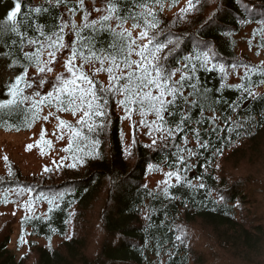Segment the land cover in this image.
<instances>
[{
	"label": "trees",
	"instance_id": "1",
	"mask_svg": "<svg viewBox=\"0 0 264 264\" xmlns=\"http://www.w3.org/2000/svg\"><path fill=\"white\" fill-rule=\"evenodd\" d=\"M20 2V27L30 36L38 35L36 22L46 25L47 31L61 13L69 19L63 4L54 8L47 0ZM69 4L75 6L76 0ZM29 6L50 7L29 17L31 28L23 15ZM13 7L14 0H0V22ZM83 7L90 20L96 19L102 13L93 8L105 7V0H84ZM152 10L158 21V28L150 30L153 48L166 45L156 53L160 63L172 71L179 69L176 79L185 64L189 69L196 64L198 79L193 82L208 90L203 114L199 107L192 108L183 131L176 130L182 106L174 115L164 114L162 132L157 130L159 121L151 128L141 124L143 119L151 125L154 115L141 117L135 107L126 113L116 103L120 97L109 98L106 115L94 118L93 131L78 123L81 113L73 115L51 98L33 106L59 83L57 77L70 76L64 65L73 54L76 35L66 29L55 62L46 53L40 57L44 72L24 57V52L36 51L34 45L25 41L21 49L19 43L9 40L5 46L0 39V68L9 73L0 84V101L10 98L9 84L25 69L17 99L29 98L14 111L0 109V128L28 129L43 125L45 114L65 113L62 122L80 131L73 138L75 154L69 164H49L41 173L25 174L8 159V171L0 170L5 201L29 199L46 209L21 217L0 213V264H264V74L243 78L245 68L239 66L264 68V0H193L191 8L188 0H158ZM82 16L78 8L74 16L78 25ZM126 26L130 28V23ZM96 36L100 46L111 39L109 34ZM205 45L213 57L207 70L200 66ZM74 64H83L76 72L83 71L98 88L108 86L106 71L93 75L100 67L97 61L77 58ZM233 64L238 67L233 69ZM247 100L250 103L243 108ZM101 121L103 127L96 130ZM168 127L174 130L172 138H166ZM195 129L207 147L197 143ZM181 156L183 164L178 163ZM178 169L181 181L173 177L165 184L166 173ZM156 176L161 177L160 185L152 183ZM18 222L28 238L21 255L12 247Z\"/></svg>",
	"mask_w": 264,
	"mask_h": 264
},
{
	"label": "snow or ice",
	"instance_id": "2",
	"mask_svg": "<svg viewBox=\"0 0 264 264\" xmlns=\"http://www.w3.org/2000/svg\"><path fill=\"white\" fill-rule=\"evenodd\" d=\"M50 7L59 8L62 4L67 8L69 19H65L64 14L61 13L55 18L57 22L53 23L50 29L46 31L47 26L39 22L35 23L34 31L38 35L30 36L27 31H22L18 20L21 15L22 5L20 0H14V7L8 11L6 17L0 22V39L4 41V45H8L11 40L12 45L20 44L21 49L25 45V41L29 46H35L34 53L24 52L25 59L34 60L39 72H44L45 67L41 66L40 57L47 54L50 62H55L56 52L63 47L62 41L66 35V29L76 35V40L73 41V54L64 65L69 77L59 76L51 91L40 100L34 101L33 106L42 104L45 101L56 103L63 107V110H71L73 115L77 112L81 113L78 123L85 125L88 131L94 130V118L104 117L106 115L105 109L108 107L110 97H120L116 100L118 106H122L126 113H131L133 108L139 110L141 117L146 115H154L155 121L151 125L146 124L142 119L141 124L148 127H153L159 121L161 127L158 131H163L165 123V113L174 115L175 109L183 107L184 111L181 113L179 122L176 124V130L183 131V125L189 119L188 113L194 107L201 109L203 114L205 105L208 104L207 89H203L199 83H194L193 80L198 79L194 76L196 72V64H185V71L180 72L179 79H176L177 71H172L164 67L157 57L156 53L160 52L166 45L156 44L153 48L154 36L150 37V30L158 28V21L156 20L155 12L152 10L154 4L158 0H105V7L93 8V11L102 13L96 19H89L90 13L84 9V0H76V5L71 6L69 0H47ZM95 3V0H93ZM131 7H128V5ZM50 7L43 6H29L27 11L23 14L24 19L28 21V27H32V22L29 17L32 14L46 13ZM188 7H193V0H188ZM83 11L82 23L78 25L75 22L74 16L77 9ZM185 9H181L184 12ZM130 23V28L126 27ZM89 30L87 35H83L84 30ZM138 34L133 37V30H137ZM109 34L110 41L100 46L96 34ZM43 38V39H41ZM137 41H146V43H137ZM82 49L79 53L77 48ZM203 52V62L201 67H205L213 57L211 49L205 45ZM135 56L136 59L132 57ZM81 59L87 63L90 59L99 63L100 67L93 73L106 71L108 74V86L97 87V82L93 81L83 71L76 72V68H83V64L75 65V59ZM197 60L201 57L197 56ZM107 64V67H105ZM245 68V77L249 73L261 72L264 74V68H257L249 65H239ZM216 65H213L215 68ZM238 65L233 64L232 68H237ZM220 70H224V66L220 65ZM47 71H53L48 67ZM27 75V70L16 77L15 82H11L8 86L9 99L0 101V109L8 108L10 111L19 109L21 104H24L29 98L27 96L17 99L21 80ZM45 81H41V85ZM28 87H31L29 84ZM36 96H40L37 92ZM67 105V106H65ZM51 115V113H50ZM47 119V117H45ZM215 117H212V122L215 124ZM63 123V122H62ZM199 123V121H197ZM103 127L100 124L95 125V129L99 130ZM213 131L217 129L213 128ZM196 133L197 143L200 147H207L206 142L200 140V132L198 129L194 130ZM232 131L231 128L228 129ZM174 130L168 127L166 138L173 137ZM75 135H80L77 130ZM98 143V141H97ZM156 141L153 140V144ZM185 143L187 139L185 138ZM32 145H28L30 150ZM188 151H191L188 149ZM5 159H7L5 157ZM184 158H178V163L183 164ZM74 167L75 165H69ZM47 170V169H46ZM175 177L177 182L181 181L179 169L176 172L166 173L167 184L169 179ZM203 187V185H201ZM167 191V189H165ZM179 240L180 237H177Z\"/></svg>",
	"mask_w": 264,
	"mask_h": 264
},
{
	"label": "rangeland",
	"instance_id": "3",
	"mask_svg": "<svg viewBox=\"0 0 264 264\" xmlns=\"http://www.w3.org/2000/svg\"><path fill=\"white\" fill-rule=\"evenodd\" d=\"M127 27V26H126ZM139 30H133V36L136 37ZM9 73L0 68V84L4 76ZM45 119L42 124L30 127L28 129L16 130L0 128V170L8 171L5 162L11 159L18 163L25 174L41 173L49 164L58 166V164H69L74 158V140L77 137L74 130L70 128L65 121V113L61 115L45 114ZM130 131V125L127 126ZM28 145H32L28 149ZM5 157L7 159H5ZM153 184L160 185L161 177L156 176L152 179ZM6 191L0 192V213L1 212H16L18 215L25 216L36 211L44 212L45 207H41L38 201L35 203L32 200L25 199L23 202L5 201ZM24 226L18 222L15 226V233L12 242V247L18 255L25 252L27 249L28 238L23 235ZM36 238L35 235H31ZM40 239V238H38ZM45 242L44 240H40Z\"/></svg>",
	"mask_w": 264,
	"mask_h": 264
},
{
	"label": "water",
	"instance_id": "4",
	"mask_svg": "<svg viewBox=\"0 0 264 264\" xmlns=\"http://www.w3.org/2000/svg\"><path fill=\"white\" fill-rule=\"evenodd\" d=\"M250 103V100H247L244 104H243V108H246L248 106V104Z\"/></svg>",
	"mask_w": 264,
	"mask_h": 264
},
{
	"label": "bare ground",
	"instance_id": "5",
	"mask_svg": "<svg viewBox=\"0 0 264 264\" xmlns=\"http://www.w3.org/2000/svg\"><path fill=\"white\" fill-rule=\"evenodd\" d=\"M145 212V211H144Z\"/></svg>",
	"mask_w": 264,
	"mask_h": 264
}]
</instances>
